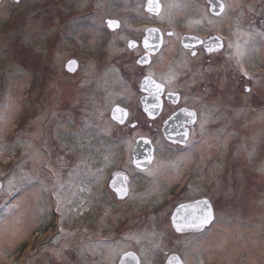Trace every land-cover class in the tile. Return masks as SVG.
<instances>
[{"label":"flooded vegetation","instance_id":"flooded-vegetation-1","mask_svg":"<svg viewBox=\"0 0 264 264\" xmlns=\"http://www.w3.org/2000/svg\"><path fill=\"white\" fill-rule=\"evenodd\" d=\"M77 1L80 2L64 0L65 15L59 16V11L53 10L58 13L51 16L53 25L43 37L37 36L42 37L45 51L52 54L51 66L56 60L59 63L57 77L50 73L49 81L54 84L53 89L55 85L64 86L59 95L64 104L74 105L76 96L81 115L94 109L105 119L103 128L117 134L114 144L108 139L106 144L100 140L93 145L101 158L98 156L96 163V158L90 160L97 169L79 183L83 215L91 213L96 218L95 207L111 209L112 214L104 215L108 222L105 225L116 229L118 238L108 240V264H167L172 257H179L184 264H198L203 246L194 237L201 238L218 218L216 179L225 183L223 173L235 169V157L241 149L244 151L243 131L252 129L253 115L262 109L255 76L264 56L257 52V34L263 31L256 32L249 25L243 14L244 2L231 5L220 0L222 11L212 8L208 0L196 2L197 14L180 16L184 11L179 7L182 4L177 6L179 9L169 10L168 3L159 0V12L152 13L147 9L148 0H140L126 2L135 12L124 19L104 14V2ZM120 3L111 2L109 6L116 10ZM15 5L22 11L25 4L19 0ZM197 16L201 20L198 23L194 22ZM109 21L118 26L109 27ZM35 26L30 25L27 34ZM187 36H195L202 43L193 39L185 44L183 39ZM211 38L219 40L206 47L205 42ZM214 46L220 48L215 50ZM58 52L62 57L57 56ZM70 61L76 62L72 70ZM149 77L150 82H146ZM91 84L97 88L95 108L71 89L74 85L87 89L86 85ZM157 84L162 86L160 92L156 91ZM117 108L122 111L117 112ZM255 126V133L260 132L262 137L261 128L255 130ZM219 130L230 139L215 148L213 138ZM57 136L65 140L64 134ZM74 140L80 150L86 149L87 146L82 148L88 141L85 136L80 134ZM262 140L255 141L248 153L251 164L258 169L254 179L264 176ZM114 149L119 155L116 162L106 159L114 156ZM216 156H222L221 164L215 163ZM218 164L222 174L215 175ZM245 171L237 168L236 176H244ZM118 189H125L126 193L121 195ZM198 200L212 204L215 217L211 226L198 234L178 233L173 222L175 211ZM127 229L138 239L123 247L129 237Z\"/></svg>","mask_w":264,"mask_h":264},{"label":"rangeland","instance_id":"rangeland-1","mask_svg":"<svg viewBox=\"0 0 264 264\" xmlns=\"http://www.w3.org/2000/svg\"><path fill=\"white\" fill-rule=\"evenodd\" d=\"M138 1L140 0H97L104 2L102 3L104 14L124 19L134 10L126 2ZM226 1L231 5L245 3L243 14L246 20H249V25H253L256 32L263 31L262 34H257L260 38L257 52L264 53V0ZM2 2L4 3L0 8V183H2L0 224L6 217L14 219L15 211L20 207V202L16 201L19 193L30 191L26 190L28 188L31 190L36 188V191L31 205V217L25 222L27 227H32L30 225L33 224V232L23 236L18 242L1 247L0 264L101 262L108 264L106 262L109 261L105 257V253L111 248L108 240L118 238L116 229L105 225V222H108L104 215L112 214L109 212L111 209L106 206L98 209L95 207L93 210L94 212L97 210L96 218L91 213L85 217L78 199L79 183L84 181L86 175L97 169L92 166L90 160L96 158L94 161L96 163L98 156L100 158L101 156L95 152L93 145L100 140L106 144L108 139L114 144L113 140L117 134L103 128L105 119L94 113V109L92 112L87 109L86 114L81 115L83 112L77 110L81 109V106L78 107L80 103L75 100L76 96L73 100L74 105L64 104L59 97L61 90L64 91V86L55 85L56 89H53L54 84L49 81L50 73L54 74V78L57 77L59 63L56 60L54 67L51 66L52 54L45 51L41 39L53 25L51 16L58 14L52 11L58 10L59 16L65 15L62 12L64 0H20L25 4L22 11L15 5L19 0ZM111 2L121 3L113 10V5L109 6ZM165 2L168 3L169 10L179 9L177 6L182 4L179 7L184 10L183 14L182 12L178 14L183 16L184 13L197 14L198 5L194 3L206 0ZM197 20L201 21L198 16L194 22ZM35 22L38 25L35 26ZM30 25L35 27L27 34ZM33 34L34 37L31 36ZM36 37L39 40L34 41ZM57 56L62 57L59 52ZM21 57L23 59H20ZM256 60L258 63L260 59ZM253 61L255 62L254 58ZM260 62L261 74L257 72L254 78L260 94L258 105L262 109L253 115L254 122L253 124L250 122L252 129L243 131L244 151L242 153L240 148L239 154L235 157L236 160L233 162L235 169L231 168V172L223 173L225 183L216 179L215 205L218 218L201 238L194 237L200 241V247L201 244L203 246V251L198 254V264H230L228 261L232 264H264V176L254 179L258 169L255 164H251L248 154L249 149L259 138L263 139L264 148V56ZM89 70L88 73L91 72ZM54 78L52 76L51 80L55 81ZM92 85L90 87L86 85L87 89L74 85L71 89L74 95L80 94L89 107L95 108L97 88H93ZM52 97H57L53 100L54 105ZM12 98L15 101L17 99V106L9 103ZM247 125L250 127L249 122ZM253 126L255 130L261 128L262 137L260 132L255 133ZM57 134H64L65 140L62 141ZM80 134L88 139L82 144V148L87 146L84 151L78 148V142L74 140V137H80ZM213 139L215 148H219L230 138L219 130L215 132ZM113 154L112 158L106 159L116 162L119 157L116 149ZM221 157H214L215 163L221 164ZM84 158L87 161L83 160ZM263 159L264 149L262 151L264 164ZM220 164L215 165V175L222 174L219 170ZM240 167L246 170L245 175L237 177L238 172L235 171ZM83 221L85 223H82ZM100 221L103 222L102 225H99ZM13 223L17 224V221L12 220L11 224ZM125 232L129 237L122 243L123 247L133 245V240L138 239V235H132L133 232L129 229Z\"/></svg>","mask_w":264,"mask_h":264},{"label":"water","instance_id":"water-1","mask_svg":"<svg viewBox=\"0 0 264 264\" xmlns=\"http://www.w3.org/2000/svg\"><path fill=\"white\" fill-rule=\"evenodd\" d=\"M3 0H0V3ZM210 2V0H208ZM156 0H154V3ZM159 2V0H158ZM212 2V8H219L220 4H223L220 0H211ZM221 2V3H220ZM147 9H148V4H147ZM215 14H218L214 9H212ZM152 13H156L154 11H151ZM193 39L199 40L201 43L202 41L200 39H197L195 36H187L183 39V42L185 44H189ZM219 40L218 38H211L205 42L206 47H212L215 45V43ZM220 48V47H219ZM218 47L214 46L213 49L217 50L219 49ZM212 49V48H211ZM2 187V183H0V189ZM204 201H207V204L204 203ZM211 209L212 212V220L210 223L203 225L202 227H188L186 226L188 223H194L196 222L197 218L202 217L208 209ZM214 209L212 207V204L208 200H198L194 203L190 204H184L180 206L174 213L173 215V222L174 226L176 228V231L178 233H202L204 232L207 228H209L214 221ZM177 225L181 226L180 230H177ZM177 260H173L172 258L167 262V264H184V262L179 258Z\"/></svg>","mask_w":264,"mask_h":264},{"label":"bare ground","instance_id":"bare-ground-1","mask_svg":"<svg viewBox=\"0 0 264 264\" xmlns=\"http://www.w3.org/2000/svg\"><path fill=\"white\" fill-rule=\"evenodd\" d=\"M18 84V82H17ZM22 83H19L21 85ZM12 106H17L18 101L14 100V98L11 99ZM1 122V119H0ZM1 126V125H0ZM30 191H26L25 193H19L18 199H16L17 202H20V207L15 211V217L12 219V217H6L3 219V221L0 224V248L8 243H14L18 242L20 239H22L23 236L27 234H31L33 232V224L27 227L26 221L30 219L31 213H32V202L34 200V193L36 191V188L34 190L26 189ZM16 205V204H15ZM17 221L16 223L11 224V221ZM64 250V249H63ZM230 264H232L230 261H228Z\"/></svg>","mask_w":264,"mask_h":264},{"label":"snow or ice","instance_id":"snow-or-ice-1","mask_svg":"<svg viewBox=\"0 0 264 264\" xmlns=\"http://www.w3.org/2000/svg\"><path fill=\"white\" fill-rule=\"evenodd\" d=\"M210 2H211V0H210ZM223 7H224L223 4H220L219 5V8H220L221 11L223 10ZM148 10L149 11H154V12H157L158 13L159 10H160V5L158 3V0H156L155 3H154V0H148ZM108 24H109V27L118 26L115 21H109ZM149 31L152 32V31H156V30L150 29ZM145 45H146V47L148 46L147 40L145 41ZM75 63H76L75 61H70L69 62V68H70V70H72V67L71 66L74 65ZM244 74L247 75V72H245ZM146 82H150V77L148 78V80ZM155 87H156V91L157 92H160L162 90V86L161 85H158L157 84V85H155ZM116 111L117 112H121L122 110L119 109V108H117ZM189 115L190 116H194L195 114L194 113H189ZM121 122H123L122 119H121ZM137 166H139V164ZM118 191L121 193V195H123V194L126 193V190L125 189H118ZM204 203L207 204V201H204ZM211 220H212V212H211V209L209 208L207 210V212L202 217L197 218L196 222H194V223H191L190 222L186 226H188V227H202L203 225H206V224L210 223ZM180 229H181V226L180 225H177V230H180ZM127 255L132 256L133 254L129 253ZM133 258H135V257H133ZM172 259L173 260H177L178 258L172 257Z\"/></svg>","mask_w":264,"mask_h":264}]
</instances>
